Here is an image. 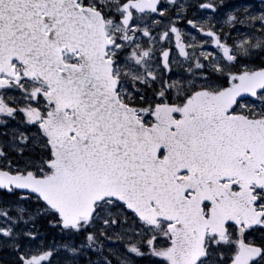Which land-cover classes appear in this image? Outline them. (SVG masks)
<instances>
[{
    "label": "snow or ice",
    "instance_id": "1",
    "mask_svg": "<svg viewBox=\"0 0 264 264\" xmlns=\"http://www.w3.org/2000/svg\"><path fill=\"white\" fill-rule=\"evenodd\" d=\"M0 264H264V0H0Z\"/></svg>",
    "mask_w": 264,
    "mask_h": 264
}]
</instances>
